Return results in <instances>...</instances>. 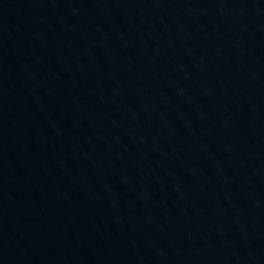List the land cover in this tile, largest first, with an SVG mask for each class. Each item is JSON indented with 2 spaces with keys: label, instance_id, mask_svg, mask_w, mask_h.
<instances>
[{
  "label": "water",
  "instance_id": "95a60500",
  "mask_svg": "<svg viewBox=\"0 0 264 264\" xmlns=\"http://www.w3.org/2000/svg\"><path fill=\"white\" fill-rule=\"evenodd\" d=\"M0 264H264V0H0Z\"/></svg>",
  "mask_w": 264,
  "mask_h": 264
}]
</instances>
